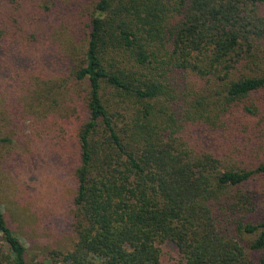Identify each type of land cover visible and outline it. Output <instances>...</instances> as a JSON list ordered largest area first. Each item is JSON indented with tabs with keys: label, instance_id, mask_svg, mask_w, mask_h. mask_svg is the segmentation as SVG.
Masks as SVG:
<instances>
[{
	"label": "trees",
	"instance_id": "obj_1",
	"mask_svg": "<svg viewBox=\"0 0 264 264\" xmlns=\"http://www.w3.org/2000/svg\"><path fill=\"white\" fill-rule=\"evenodd\" d=\"M85 23L66 36L82 52L55 78L71 242L33 254L0 201V264H264V218L242 190L264 162L225 164L194 135L264 123V0H94ZM12 41L0 21V60Z\"/></svg>",
	"mask_w": 264,
	"mask_h": 264
},
{
	"label": "rangeland",
	"instance_id": "obj_2",
	"mask_svg": "<svg viewBox=\"0 0 264 264\" xmlns=\"http://www.w3.org/2000/svg\"><path fill=\"white\" fill-rule=\"evenodd\" d=\"M92 1L0 0V21L13 36L0 60L1 105L11 104L6 127L11 140L0 146V201L9 208L5 209L8 220L18 226L17 232L33 254L71 242L74 161L69 159L68 145L58 144L57 136L68 96L61 85H55V78L66 75L71 58L83 50L67 44L66 36L86 25ZM21 105L27 114L19 115ZM227 129L196 127L195 140L199 147L224 156L225 164L234 161L254 168L264 162V123ZM242 190L258 199V208L252 212L255 221L264 218V175ZM173 261L171 255L166 256V263Z\"/></svg>",
	"mask_w": 264,
	"mask_h": 264
}]
</instances>
